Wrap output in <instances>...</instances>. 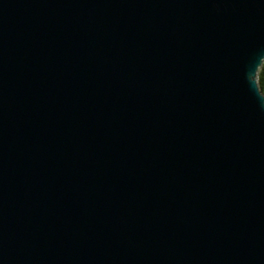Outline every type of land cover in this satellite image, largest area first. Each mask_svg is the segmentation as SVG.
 <instances>
[{
	"label": "water",
	"instance_id": "1",
	"mask_svg": "<svg viewBox=\"0 0 264 264\" xmlns=\"http://www.w3.org/2000/svg\"><path fill=\"white\" fill-rule=\"evenodd\" d=\"M264 0H0V264H264Z\"/></svg>",
	"mask_w": 264,
	"mask_h": 264
},
{
	"label": "trees",
	"instance_id": "2",
	"mask_svg": "<svg viewBox=\"0 0 264 264\" xmlns=\"http://www.w3.org/2000/svg\"><path fill=\"white\" fill-rule=\"evenodd\" d=\"M258 84L262 93L264 94V62L258 70Z\"/></svg>",
	"mask_w": 264,
	"mask_h": 264
}]
</instances>
